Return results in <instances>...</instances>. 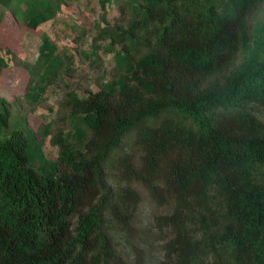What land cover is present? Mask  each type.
<instances>
[{"label":"trees","instance_id":"1","mask_svg":"<svg viewBox=\"0 0 264 264\" xmlns=\"http://www.w3.org/2000/svg\"><path fill=\"white\" fill-rule=\"evenodd\" d=\"M72 3L0 0V27ZM98 8L75 24L96 90L65 80L74 53L43 33L23 95L0 96V264H264V0Z\"/></svg>","mask_w":264,"mask_h":264},{"label":"rangeland","instance_id":"2","mask_svg":"<svg viewBox=\"0 0 264 264\" xmlns=\"http://www.w3.org/2000/svg\"><path fill=\"white\" fill-rule=\"evenodd\" d=\"M80 2L79 6L75 3L64 5L56 18L43 23L36 30H28L7 20L2 22L0 27V44L4 48H11L12 53L10 58L12 64L8 69L3 70L1 74L0 96L17 99L23 95L28 77L26 70L21 66L20 60H28L31 63L36 60L43 33L49 34L58 44L59 49L66 48L74 53L73 69L67 74L65 80L77 89L79 93L84 92L89 87L96 90L94 78L98 68L90 67L83 53L88 45L84 44L81 39H75L79 33L75 24L83 26L95 18L99 11L98 0H80ZM111 63V58L107 57L106 68L108 70ZM65 92L66 87L61 82H58L55 87L47 91V100L39 104L36 110L31 111L28 115V119L34 129H37L41 125L45 115L51 116L49 115L50 107L52 106L55 110L59 102L65 97ZM44 150L50 158L57 156V147L50 143L49 139L44 145Z\"/></svg>","mask_w":264,"mask_h":264}]
</instances>
